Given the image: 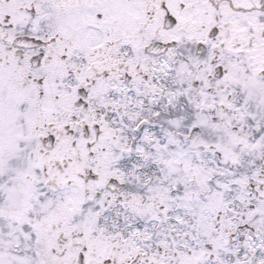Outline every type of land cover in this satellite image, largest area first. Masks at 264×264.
Returning a JSON list of instances; mask_svg holds the SVG:
<instances>
[{
	"label": "snow or ice",
	"instance_id": "6c2138e0",
	"mask_svg": "<svg viewBox=\"0 0 264 264\" xmlns=\"http://www.w3.org/2000/svg\"><path fill=\"white\" fill-rule=\"evenodd\" d=\"M0 264H264V0H0Z\"/></svg>",
	"mask_w": 264,
	"mask_h": 264
}]
</instances>
